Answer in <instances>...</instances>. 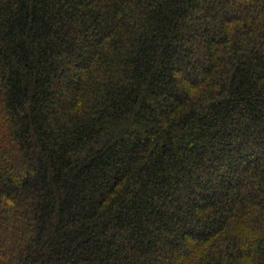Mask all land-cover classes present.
Returning a JSON list of instances; mask_svg holds the SVG:
<instances>
[{
  "label": "trees",
  "instance_id": "obj_1",
  "mask_svg": "<svg viewBox=\"0 0 264 264\" xmlns=\"http://www.w3.org/2000/svg\"><path fill=\"white\" fill-rule=\"evenodd\" d=\"M0 264H264V0H0Z\"/></svg>",
  "mask_w": 264,
  "mask_h": 264
}]
</instances>
